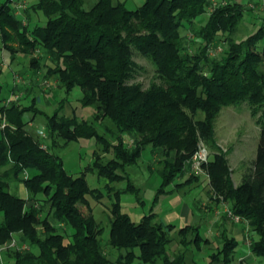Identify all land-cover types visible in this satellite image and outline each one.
I'll return each instance as SVG.
<instances>
[{"label": "trees", "instance_id": "1", "mask_svg": "<svg viewBox=\"0 0 264 264\" xmlns=\"http://www.w3.org/2000/svg\"><path fill=\"white\" fill-rule=\"evenodd\" d=\"M14 1L0 2V41L10 62L19 53L26 55L34 75L46 68L45 77H54L65 93L79 86L81 105L95 109L91 118H80L75 109L69 115L63 98L53 114H45L47 136H38L24 119L27 112L33 119L42 113L37 97L30 105H22L19 98L7 102L12 93L24 95L23 89L28 96L31 88L15 83L5 96L0 84V244L18 234V242L30 246L6 251L15 264H133L136 259L184 264L183 256L173 258L168 252L174 227L159 220L154 208L174 191L171 184L186 185L176 180L186 173L200 140L216 146L215 120L221 109L244 101L253 116L260 113L256 120L261 122L251 171L235 186L224 154L215 155L208 171L216 193L259 236L251 248L264 258V54L259 52V46L264 49V25L238 42L235 34L244 7L230 0L218 6L211 0H145L136 9H129L126 1L98 0L88 9L84 0H38L32 7L47 21L31 27L16 13ZM207 13L208 20L198 22ZM221 42L228 44L225 52L213 54L222 49ZM36 51L41 54L35 56ZM135 52L156 66L157 78L147 87L135 80L142 68ZM3 72L0 57V77ZM125 136L133 140L131 145ZM92 137L103 145V153H113L107 160L96 153L90 167L108 180L103 188H91L85 173H70L54 151L58 141L66 145ZM149 146L159 156L153 164L161 182L150 212L135 222L123 211L121 199L133 192L143 202L128 168L138 164ZM123 180L127 185L116 188ZM12 182L22 183L29 197L10 191ZM88 196L110 199L107 244L119 251L115 259L105 249V228ZM29 200L34 204L27 206ZM179 234L187 244L203 239L189 225ZM236 245L235 239L225 238L213 257L224 254L230 262Z\"/></svg>", "mask_w": 264, "mask_h": 264}, {"label": "rangeland", "instance_id": "2", "mask_svg": "<svg viewBox=\"0 0 264 264\" xmlns=\"http://www.w3.org/2000/svg\"><path fill=\"white\" fill-rule=\"evenodd\" d=\"M3 1V0H2ZM17 1L21 2L23 7H20L18 12H22L24 14V22H29L27 17L28 15H32L33 21L29 22V26H34L38 24H45L47 18L41 13H35V8L32 7L33 4H37L38 0H15L13 3ZM98 0H84V6L86 8H91ZM117 1H126L127 7L129 9H136L140 5L143 4L145 0H114ZM212 4L218 6L220 3L226 2L227 0H211ZM243 3H249L250 1L254 4L248 5V9L244 15V18L238 25V30L235 34V39L240 42V40L245 39L247 35L254 33L259 27L264 24V10L262 9V5L264 0H240ZM224 4V3H223ZM29 7V11L24 12L25 9ZM247 9V8H246ZM259 12L260 16L253 17L252 12ZM21 13V14H22ZM209 14H203L198 19H201V22H206L208 20ZM187 26V24H186ZM187 27H185V30ZM182 30L183 33L187 34V31ZM220 46L222 49H214V54L224 53L228 44L226 42H221ZM263 46H259V52L263 55ZM7 52V51H6ZM5 50L1 47L0 41V57L3 62L4 72L0 77V84L3 87V93L5 96H8L10 86L14 83H18L23 87H30V94L25 96L21 91H17L18 93H12L7 99H15L19 98L22 105H30L32 102L33 96L37 97V108L42 110V113H39L31 126L29 127L31 131L39 136L40 132L46 130L47 136V125H46V116L45 114H53L54 110L58 108L60 104V99H65V108L64 113L72 114L74 109L76 110V114L80 118H91L94 112V107L88 106L83 107L80 103V99L82 97V89L79 86H76L71 92L65 93L64 90H60L58 87L57 80L52 78H46L45 74L47 72L46 68L41 69L36 75H34L29 68L28 57L22 53H19L16 58L10 62L11 57L10 53H6ZM41 52L36 51L34 53L35 56H39ZM24 58V61H21ZM134 60L139 63L142 67L137 72L135 80L140 81L147 87L150 81L157 78L156 74V66L152 63V61L140 55L139 53H134ZM264 68V66H262ZM160 82L159 79H157ZM19 86V85H18ZM7 100V102H9ZM20 103V102H19ZM33 115L32 112H27L25 114V119H29ZM202 113L200 112L199 116ZM258 115L260 113L258 112ZM253 116L251 105L248 101H244L242 103L230 104L225 106L219 112L215 120V137H216V146L212 147L207 145L204 141L199 142L198 149H202L204 154H206L207 159L202 160L201 169L194 168V160L195 154L192 158L187 162V170L184 176L179 177L177 180L183 178V182H186V185L192 186L188 191V195L186 199L192 201L197 199L199 201L200 206L201 202H203L202 206L212 203L210 206L222 204L226 208L230 207L228 202L226 201L224 195L217 194L215 188L213 186L211 175L208 171L211 160L215 157L216 154H224L227 164L229 166V176L235 181H240L245 174H248L251 171L253 166V161L256 157V151L259 143V138L261 134V122H257V117ZM264 121V119L262 120ZM99 125V123H96ZM101 128V126L99 125ZM29 129V130H30ZM102 132L103 129L101 128ZM45 136V137H46ZM125 141L130 145L133 140L129 142V138L124 137ZM60 142L58 147L54 149V151L60 155L64 160L65 168L70 171L75 176L81 175L85 173L88 184L91 188H103L106 184V179L97 174L95 170H92L90 167L93 166V160L95 158L96 153H103L102 148L103 145L98 143L96 137H92L89 139H80L78 141H72L67 143L66 145H62V141ZM105 158L103 160H107L113 157L112 152L103 153ZM155 157L153 153V148L151 146L147 147L142 155L141 160L135 166H129L128 172L131 176V179L136 184L137 188L140 189L139 197H141L143 202H139L138 197L133 192H125L122 194V209L124 212L130 214L132 219L135 222H140L141 217L150 212V209L153 205L154 197L157 192V188L160 185L161 177L159 176L157 170H155L157 164H153L155 161ZM205 157V158H206ZM198 160V159H197ZM148 164L152 165V169H148ZM198 176V178H197ZM176 180V181H177ZM205 183V185H203ZM234 183V181H233ZM239 184H241L239 182ZM238 184V185H239ZM127 185V181L123 180L121 182H117L115 184L116 188H123ZM203 185V186H202ZM235 186H238L234 183ZM15 187L14 182L10 185V191L18 193L19 195H23L18 191L22 188V191L25 193V186L19 184ZM15 189V190H14ZM208 191V192H207ZM210 194V200L208 199ZM208 193V195L206 194ZM27 194V193H26ZM90 199V204L93 207V212L98 221L104 226L105 231L102 234V241L104 243L105 249L110 251L112 259H115L118 255L119 251L115 248L109 246L108 238H109V214H110V199L108 196H104L100 199L92 198L88 196ZM209 201H208V200ZM207 200V201H205ZM208 204V205H209ZM85 214L89 213V210L86 206H81ZM159 208V207H157ZM45 209L48 210V205H45ZM156 210V207L154 209ZM164 217V216H163ZM227 217H229L227 215ZM230 218V217H229ZM231 219V218H230ZM205 232V230H204ZM207 233V232H205ZM174 234V232H173ZM255 238L257 239L259 236L254 233ZM68 237L66 238V242L68 241ZM243 246V242L240 243ZM178 247V243L175 241L171 243L168 247V252L173 254L175 249ZM258 263L264 264V258L261 256H257ZM5 259V256H4ZM113 264V263H112ZM133 264H143L139 259H136Z\"/></svg>", "mask_w": 264, "mask_h": 264}, {"label": "crops", "instance_id": "3", "mask_svg": "<svg viewBox=\"0 0 264 264\" xmlns=\"http://www.w3.org/2000/svg\"><path fill=\"white\" fill-rule=\"evenodd\" d=\"M4 1L6 0L3 1L0 0V2H4ZM230 1L239 3L241 6L244 7L243 18L245 13L248 12L247 10L250 9L248 8V5L252 6V4H254L251 1L247 4L243 3L240 0H230ZM29 7L30 6H28L24 12L27 13ZM262 9L264 10V3L262 5ZM34 11L35 13L38 14L41 13L39 10H34ZM253 11L254 12H252L251 14L253 15V17L260 16L259 12H255V10ZM16 13L18 14V16L24 19V14L22 12H21L22 14L18 11ZM27 17L29 19V22L33 21L32 15H28L27 13ZM198 22H201V19H199ZM21 61H24V58ZM13 85H15V83ZM12 86H10V89L12 88ZM61 100L62 99H60V101ZM32 116L29 119H25L24 116L28 130L30 129L29 127L36 118L35 117L33 119ZM29 131H31V129ZM130 141L131 138H129V142ZM147 167L148 169H150L149 164ZM106 181L108 182L107 179ZM233 181L236 185H238L239 182L242 183L243 178L240 181H235V180ZM181 182H183V178L177 180V183H181ZM14 184L15 187L18 188L17 186H19V184L22 183L14 182ZM203 185H205V183H203ZM191 187L192 186L190 185L176 186L175 184H171L169 189L172 190L174 189V191H169L168 193L164 194L160 198L157 205L155 206L157 210L155 212L158 215V219L161 220L164 224L172 225L174 227L172 231L173 240L169 243V245L176 241L178 243V247L175 249L173 254L170 253L169 254L173 258L178 255L183 256L185 261L184 264H259L257 255L252 251L251 248V242L253 240H256V238L254 236V233L249 231L250 226L248 225V223L246 221H239V222L234 221L229 217H227L225 206L219 204L218 202H215L217 203V205L214 206H210L212 203H214L213 201H211L210 204L208 203L209 205L207 204L205 206H202L204 202L202 201L200 206L199 201H196L197 199L192 201L186 199L189 193L188 191L191 189ZM15 191L22 193L23 195H20L21 197H24L26 199L29 197V193L27 189L25 193L22 191V188L19 191L18 189H16ZM206 194L208 195V193ZM210 194L211 193L209 192V196H208L209 200H210L209 198ZM33 204H34V200L33 201L29 200L27 202V206H31ZM142 218L143 216L141 217V219ZM51 219L52 222H55V219L53 217ZM188 225L198 229V232L201 234L203 238L202 241H200V243L195 242V243L187 244L184 242V239L182 235L179 234V231ZM204 230L207 233H205ZM16 237L18 238L19 235L17 234ZM188 238L189 240L192 239V233H190ZM225 238H233L237 242V245L233 251V259L230 262H226L224 260L226 258L224 254L220 255L219 258L213 257L215 253L219 252L222 249L225 242ZM68 242L69 239L66 243ZM241 242H243V246L240 245ZM5 264H15V260L13 258H10L7 253H5Z\"/></svg>", "mask_w": 264, "mask_h": 264}, {"label": "built area", "instance_id": "4", "mask_svg": "<svg viewBox=\"0 0 264 264\" xmlns=\"http://www.w3.org/2000/svg\"><path fill=\"white\" fill-rule=\"evenodd\" d=\"M16 6L18 11L20 10V7H23L25 5H23L21 2L17 1L16 2ZM218 49H221V47H219ZM213 54L215 53L214 50L211 51ZM11 99H9L8 101H10ZM41 136L45 137L46 136V132L42 131L40 132ZM43 147H46L45 143H42ZM202 149L204 148H200L199 150H197L196 154H195V160H194V168L196 169H201V162L202 160H206V154H204V152L202 151ZM206 157V158H205ZM198 159V160H197ZM28 172L26 171V176H28ZM226 213L227 215L234 221H246L248 223V221L242 217L241 215L237 214L234 212V210L231 207L226 208ZM249 225V224H248ZM30 246L28 243H19L18 239L16 237H13L10 241H7L3 244H0V264H5V259H4V254L6 253V251L10 248H21V249H28Z\"/></svg>", "mask_w": 264, "mask_h": 264}]
</instances>
